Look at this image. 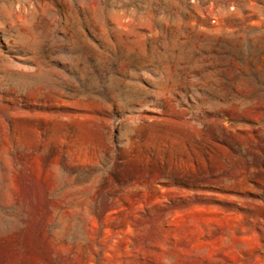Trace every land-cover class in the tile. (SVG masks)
Masks as SVG:
<instances>
[{"label": "rangeland", "instance_id": "1", "mask_svg": "<svg viewBox=\"0 0 264 264\" xmlns=\"http://www.w3.org/2000/svg\"><path fill=\"white\" fill-rule=\"evenodd\" d=\"M0 264H264V0H0Z\"/></svg>", "mask_w": 264, "mask_h": 264}]
</instances>
